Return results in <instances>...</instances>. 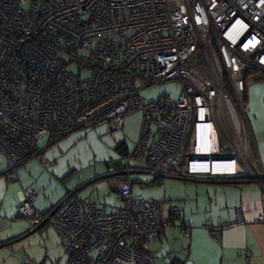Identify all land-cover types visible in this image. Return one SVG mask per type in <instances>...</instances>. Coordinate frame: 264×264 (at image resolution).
Instances as JSON below:
<instances>
[{"label": "built area", "instance_id": "built-area-1", "mask_svg": "<svg viewBox=\"0 0 264 264\" xmlns=\"http://www.w3.org/2000/svg\"><path fill=\"white\" fill-rule=\"evenodd\" d=\"M85 68L90 75L82 77ZM260 72L264 0H0V148L10 179L20 180L46 136L57 142L80 128L122 130L127 115L142 114L136 145L107 174L124 175L115 188L121 206L108 212L68 196L43 211L33 204L39 191L24 190L19 214L36 230L51 223L67 252L54 264H152L145 249L182 209L171 206L164 217L161 202L135 196L131 175L233 183L245 174L252 135L244 96L247 78ZM137 76L146 85L177 80L182 89L146 100ZM138 158L146 168L131 166ZM234 223L203 226L221 240Z\"/></svg>", "mask_w": 264, "mask_h": 264}, {"label": "crops", "instance_id": "crops-1", "mask_svg": "<svg viewBox=\"0 0 264 264\" xmlns=\"http://www.w3.org/2000/svg\"><path fill=\"white\" fill-rule=\"evenodd\" d=\"M252 80L248 82L244 96L247 131L252 135L247 147L251 166L246 167L245 174L236 176L233 183L226 178L205 176L195 181L197 185L191 184L193 191L185 204L187 212L180 206L181 218L173 219V223L149 246L152 264H264V221L259 220V216H264V81ZM135 143H129L124 127L115 130L109 125L80 128L57 142H51L46 136L39 142L42 152L20 167V180L8 177L6 156L0 148V264H27L29 255L26 249L22 248L23 253L19 248L22 241L26 246L27 235L33 229L31 218L19 214L25 189L39 190L33 204L43 211L52 210L68 196L88 201L76 190L95 177L77 175V170L92 164L93 156H97L93 147L98 145L100 156L109 159L108 166L111 167L116 166L124 151L132 149ZM83 158L84 165L80 160ZM135 173L149 174L146 171ZM131 176L133 189L137 180H145ZM123 177L116 175L111 181L98 182V186L103 192L112 187L116 194V183ZM247 177L248 180L240 181ZM54 187L59 190L57 193L51 190ZM121 205L120 199L110 209L107 203L103 204L108 212ZM170 209L162 207L164 217H168ZM239 210L241 221L238 219ZM179 219L182 222L178 224ZM207 221L235 223L226 227L221 240H217L203 226ZM183 227L190 228L189 237L183 234ZM171 228L178 230L183 238L176 231L169 230Z\"/></svg>", "mask_w": 264, "mask_h": 264}, {"label": "rangeland", "instance_id": "rangeland-1", "mask_svg": "<svg viewBox=\"0 0 264 264\" xmlns=\"http://www.w3.org/2000/svg\"><path fill=\"white\" fill-rule=\"evenodd\" d=\"M69 57L70 54L68 52H62V61H67ZM68 70L73 73L79 74V66L77 64H72L68 66ZM86 70L87 71L83 70L80 74L82 77H87L90 75V71L88 69ZM254 72L255 71H252L251 74H253ZM135 78V86L139 90V94L146 100H157L162 96L177 97L182 89L180 82H178L177 80H168L157 84L146 85L148 82L146 77L137 76ZM141 124L142 114L140 111H136L127 115L125 119L124 133L127 136L129 143H137L140 137ZM75 131L76 130H74L73 132ZM93 149L96 152L97 156H93L94 158L91 165L83 167V169L80 171L77 170V175H80L81 173L88 175L91 174L93 177H95V179L89 181L91 183H85L87 184L85 186L82 185L76 190V192H78L79 194L82 193L80 197H87L89 199L88 201L95 202L98 206H103L104 203H107L109 206L108 209H110L112 204L118 202V196H116V194L112 190V187H110L109 189L106 188L105 192H103L98 186V182L100 181H111L114 179V176H107L110 168L108 166L110 160L100 156V149L98 145L94 146ZM80 160L82 165H84L85 159L83 158ZM253 165L255 166V163ZM131 166H140L146 168L147 164L143 159L138 158L132 161ZM137 170L135 171L145 172V170ZM133 177L135 179H137L138 177L139 179H145L144 181L138 180L137 182H135L134 193L136 197L145 200L159 201L163 204V209L168 207L170 208L171 205L182 206V209L186 212L187 209L185 204L187 202L188 196L191 195L193 191V187L191 184L197 185L195 181L193 182L192 180L184 181L180 179L169 178L161 179V184H158V182H156V184L147 185L146 182L148 180H151L149 174H138L134 172ZM146 178L149 179L146 180ZM56 189L57 188L55 187L51 188V190H55V193H57L59 190ZM65 191L66 190H64V192ZM107 193L109 194L106 195ZM177 221L176 223L179 224L180 219ZM34 230L35 229H32L30 234L27 235L28 238L25 241L26 246L22 241V245H20L19 247L21 251H23V249H26L27 254L29 255L27 259V264H54L58 260H66L67 252L61 242L58 231L54 228L51 223L46 224L41 229L35 231ZM169 230L176 231L178 236L183 238L182 235L179 234V231L175 230V228H171ZM23 240H25V238ZM23 253H25V251H23Z\"/></svg>", "mask_w": 264, "mask_h": 264}, {"label": "trees", "instance_id": "trees-1", "mask_svg": "<svg viewBox=\"0 0 264 264\" xmlns=\"http://www.w3.org/2000/svg\"><path fill=\"white\" fill-rule=\"evenodd\" d=\"M83 61V58H81V56H76L75 57V61L74 62H78V64H80L81 62ZM87 66L86 67H89V64H86ZM91 67V66H90ZM253 79L252 81H264V72H260V73H257L255 75H253L252 77L250 76V78L248 77L247 78V83ZM248 85V84H247ZM246 92V91H245ZM151 177V176H150ZM167 179V178H166ZM171 179H174V178H171ZM161 179H157V180H148L147 182V185H153V184H156V182H158V184H161L162 182L160 181ZM172 206V205H171ZM174 207V206H172ZM180 207V206H178ZM148 251H149V248L145 249V252L148 254ZM175 264H181L180 262H176Z\"/></svg>", "mask_w": 264, "mask_h": 264}, {"label": "flooded vegetation", "instance_id": "flooded-vegetation-1", "mask_svg": "<svg viewBox=\"0 0 264 264\" xmlns=\"http://www.w3.org/2000/svg\"><path fill=\"white\" fill-rule=\"evenodd\" d=\"M125 152H126V151H124V154H125ZM117 165H119V164H117ZM115 176H116V175H115Z\"/></svg>", "mask_w": 264, "mask_h": 264}, {"label": "water", "instance_id": "water-1", "mask_svg": "<svg viewBox=\"0 0 264 264\" xmlns=\"http://www.w3.org/2000/svg\"><path fill=\"white\" fill-rule=\"evenodd\" d=\"M89 183H91V182H89ZM115 192H116V189H115ZM35 230H36V229H35ZM35 230H34V231H35Z\"/></svg>", "mask_w": 264, "mask_h": 264}]
</instances>
